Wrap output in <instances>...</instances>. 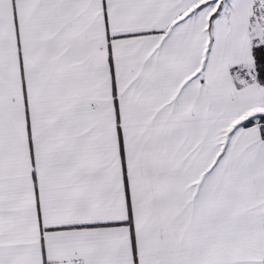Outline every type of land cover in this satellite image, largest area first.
<instances>
[{"label":"snow or ice","instance_id":"6c2138e0","mask_svg":"<svg viewBox=\"0 0 264 264\" xmlns=\"http://www.w3.org/2000/svg\"><path fill=\"white\" fill-rule=\"evenodd\" d=\"M0 264H264V0H0Z\"/></svg>","mask_w":264,"mask_h":264}]
</instances>
